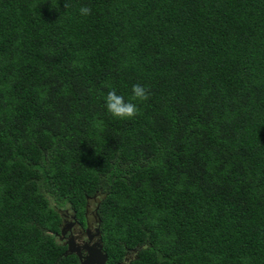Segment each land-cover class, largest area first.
Instances as JSON below:
<instances>
[{
  "label": "trees",
  "instance_id": "16d2710c",
  "mask_svg": "<svg viewBox=\"0 0 264 264\" xmlns=\"http://www.w3.org/2000/svg\"><path fill=\"white\" fill-rule=\"evenodd\" d=\"M91 203L106 264H264V0H0V264Z\"/></svg>",
  "mask_w": 264,
  "mask_h": 264
},
{
  "label": "flooded vegetation",
  "instance_id": "af4514ba",
  "mask_svg": "<svg viewBox=\"0 0 264 264\" xmlns=\"http://www.w3.org/2000/svg\"><path fill=\"white\" fill-rule=\"evenodd\" d=\"M95 201H97L95 199ZM73 212L70 211V208H66L62 212L63 222H61L60 230L62 232L56 233L57 236L55 240L59 242L62 246H64V252L67 250L66 243L69 241H73L75 245H82L85 242H89L90 244L94 243L98 237L96 235V228L99 230V219L97 216V205L91 203L88 207V212L84 217V222L79 220L78 218H72ZM88 228V229H87ZM89 231V232H88ZM100 232V231H99ZM88 236H92L91 240L88 239ZM81 255H85V251L82 249L80 251Z\"/></svg>",
  "mask_w": 264,
  "mask_h": 264
},
{
  "label": "clouds",
  "instance_id": "9594fccd",
  "mask_svg": "<svg viewBox=\"0 0 264 264\" xmlns=\"http://www.w3.org/2000/svg\"><path fill=\"white\" fill-rule=\"evenodd\" d=\"M79 11L80 14L84 16L91 13V9L88 7H81ZM108 87L110 90L104 97L106 110L113 117L120 119H130L135 117L138 114L139 109L137 103L134 101H145L150 95L149 90L145 86L141 84H134L132 86V96L126 101L122 95L116 92L115 88H112L111 85Z\"/></svg>",
  "mask_w": 264,
  "mask_h": 264
},
{
  "label": "water",
  "instance_id": "95a60500",
  "mask_svg": "<svg viewBox=\"0 0 264 264\" xmlns=\"http://www.w3.org/2000/svg\"><path fill=\"white\" fill-rule=\"evenodd\" d=\"M87 206H88V204H87ZM59 211H61V210H59ZM87 212H88V207H86V214H87ZM86 214H85V216H86ZM86 218H87V216H86ZM96 230H97L96 235H97L98 239L94 243L90 244L89 242H85L82 245H75V243L73 241H69L66 243L67 250L65 251L64 254L65 255L66 254H72V253L76 254V256L79 259L80 264H106L107 255L103 251V243L101 240V234H100L98 228H96ZM61 232L63 233L62 229H61ZM91 237L92 236H88V239L91 240ZM82 249L85 251L84 256L81 255V253H80V251ZM116 264H126V263L123 261V262L116 263Z\"/></svg>",
  "mask_w": 264,
  "mask_h": 264
},
{
  "label": "bare ground",
  "instance_id": "6f19581e",
  "mask_svg": "<svg viewBox=\"0 0 264 264\" xmlns=\"http://www.w3.org/2000/svg\"><path fill=\"white\" fill-rule=\"evenodd\" d=\"M63 221V220H62Z\"/></svg>",
  "mask_w": 264,
  "mask_h": 264
}]
</instances>
